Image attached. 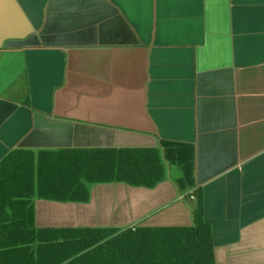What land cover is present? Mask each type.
Masks as SVG:
<instances>
[{"label": "crops", "instance_id": "crops-1", "mask_svg": "<svg viewBox=\"0 0 264 264\" xmlns=\"http://www.w3.org/2000/svg\"><path fill=\"white\" fill-rule=\"evenodd\" d=\"M162 141L193 146L194 186L167 166L132 225L189 226L199 197L215 264H264V0H0V160Z\"/></svg>", "mask_w": 264, "mask_h": 264}, {"label": "trees", "instance_id": "trees-1", "mask_svg": "<svg viewBox=\"0 0 264 264\" xmlns=\"http://www.w3.org/2000/svg\"><path fill=\"white\" fill-rule=\"evenodd\" d=\"M193 146L15 148L0 160V264H215L202 206L190 226L36 227L34 200L87 202L90 187L152 188L166 167L182 195L194 186Z\"/></svg>", "mask_w": 264, "mask_h": 264}, {"label": "water", "instance_id": "water-1", "mask_svg": "<svg viewBox=\"0 0 264 264\" xmlns=\"http://www.w3.org/2000/svg\"><path fill=\"white\" fill-rule=\"evenodd\" d=\"M69 147L70 145L65 144H45L40 147ZM75 147H84V145H75ZM87 147V146H85ZM160 182L156 185H159ZM155 185V186H156ZM154 186V187H155ZM113 187V188H112ZM118 188L117 190H114ZM152 187V188H154ZM124 188L131 189L129 194L125 193ZM152 188H146L142 186H130L122 182H110V183H99L95 184L90 190V197L87 202H67V201H56L62 204H56L52 208H46L51 212L50 218H57L60 222L58 226L50 225L43 227H127L131 226L140 211L135 206V201L138 196H141L142 192H147ZM125 193V194H124ZM178 194L181 193L178 190ZM46 201H55L47 200ZM128 201H131L130 204ZM64 203V204H63ZM64 205V206H62ZM35 209V208H34ZM45 210L44 208L42 209ZM68 211L69 220L71 222H64L58 216L61 212ZM36 214V212H35ZM72 216V217H71ZM139 226H169V225H153L148 223L138 224ZM192 225V224H191ZM190 226V225H189Z\"/></svg>", "mask_w": 264, "mask_h": 264}, {"label": "rangeland", "instance_id": "rangeland-1", "mask_svg": "<svg viewBox=\"0 0 264 264\" xmlns=\"http://www.w3.org/2000/svg\"><path fill=\"white\" fill-rule=\"evenodd\" d=\"M92 189V186L90 187ZM37 200V199H36ZM45 211L47 212V210L45 209ZM48 212H51L50 210H48ZM59 218H61L64 222H71L72 220H69V214H68V211H64V212H61L60 214L57 213V215ZM72 217V216H71Z\"/></svg>", "mask_w": 264, "mask_h": 264}]
</instances>
